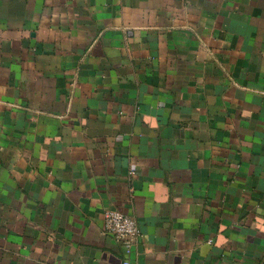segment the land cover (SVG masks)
Returning <instances> with one entry per match:
<instances>
[{"label":"crops","instance_id":"0c3cea01","mask_svg":"<svg viewBox=\"0 0 264 264\" xmlns=\"http://www.w3.org/2000/svg\"><path fill=\"white\" fill-rule=\"evenodd\" d=\"M124 259L264 264V0H0V264Z\"/></svg>","mask_w":264,"mask_h":264},{"label":"built area","instance_id":"2783aa9c","mask_svg":"<svg viewBox=\"0 0 264 264\" xmlns=\"http://www.w3.org/2000/svg\"><path fill=\"white\" fill-rule=\"evenodd\" d=\"M103 233L120 242L125 249L126 256L130 254L140 235L137 221L117 210H106L104 212ZM123 264L130 263L128 259H124Z\"/></svg>","mask_w":264,"mask_h":264}]
</instances>
